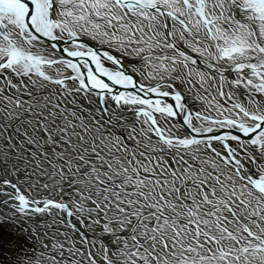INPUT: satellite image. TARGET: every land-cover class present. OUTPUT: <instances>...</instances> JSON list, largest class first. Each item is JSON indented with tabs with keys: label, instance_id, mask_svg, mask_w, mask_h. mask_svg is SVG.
Masks as SVG:
<instances>
[{
	"label": "snow or ice",
	"instance_id": "obj_1",
	"mask_svg": "<svg viewBox=\"0 0 264 264\" xmlns=\"http://www.w3.org/2000/svg\"><path fill=\"white\" fill-rule=\"evenodd\" d=\"M0 264H264V0H0Z\"/></svg>",
	"mask_w": 264,
	"mask_h": 264
}]
</instances>
